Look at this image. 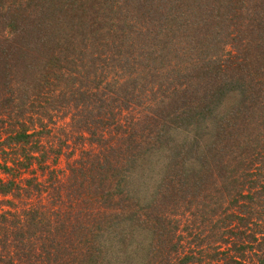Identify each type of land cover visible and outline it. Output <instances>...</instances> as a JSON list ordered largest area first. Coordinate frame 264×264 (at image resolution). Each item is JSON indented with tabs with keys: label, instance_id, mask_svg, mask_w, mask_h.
Here are the masks:
<instances>
[{
	"label": "trees",
	"instance_id": "1",
	"mask_svg": "<svg viewBox=\"0 0 264 264\" xmlns=\"http://www.w3.org/2000/svg\"><path fill=\"white\" fill-rule=\"evenodd\" d=\"M259 1L0 0V264H264Z\"/></svg>",
	"mask_w": 264,
	"mask_h": 264
},
{
	"label": "rangeland",
	"instance_id": "2",
	"mask_svg": "<svg viewBox=\"0 0 264 264\" xmlns=\"http://www.w3.org/2000/svg\"><path fill=\"white\" fill-rule=\"evenodd\" d=\"M184 1V0H183ZM246 1H248V0H246ZM253 1H255V0H250V2L251 3H253ZM262 0H260L259 2H261ZM255 29V28H254ZM256 30V29H255ZM251 37V36H250ZM252 37H256V35H254V36H252ZM259 37H261V35L259 36H257L256 38L258 39ZM231 38V37H230ZM262 39H264V36L263 37H261ZM226 41H228V42H224V44H222V46H221V49H218V55L220 54V57L222 58V57H227L228 55L230 56V57H232L233 56V54L236 52L235 51V49H233V47L231 46V44L229 43V40L228 39H226ZM257 41V40H256ZM257 42H259L260 43V39H258V41ZM254 49V47H249V48H247L246 49V51L249 53L251 50H253ZM255 50V49H254ZM216 50H211V52H212V55H216V53H217V51L215 52ZM214 57V56H213ZM263 62H264V59H263ZM229 100H231V99H227V102H225L224 103V105H222L221 107H220V109H226V107H227V105L229 104L228 103V101ZM57 118V121H56V124L55 125H57V126H59V125H65L66 123H67V121H68V118L67 117H64V118H59V116L58 117H56ZM54 125V124H53ZM50 134H52V133H50ZM62 138H63V134H62V136H61ZM53 138V136H51V139ZM180 140H182V144H183V142H184V138H183V136H182V134L180 133V135L179 136H177V138H176V142H178V141H180ZM52 144L53 145H55L54 143H56V139H52ZM46 144H47V146L49 145V142H46ZM63 149V152L62 153H60V154H58V155H56V159L54 160V161H52V156L49 158H47L46 159V161H45V163L46 164H50V166H54V167H56V168H58L60 171H57V173H58V175L60 176H62V175H66L67 173H68V171H66V166H67V164H68V162L69 161H71V159H74L75 157H78L79 156V151H80V149H81V146L77 143V142H75V141H73L72 140V138H70V139H68L67 141H66V143L64 144V147L62 148ZM53 155V154H52ZM50 156V155H49ZM154 157H156V159H154L153 160V162L150 164V167H152V169H153V171H144L145 173H146V177H145V179L140 183V185H139V189L142 191V194H144V197H145V195H149V192H150V189H151V185H152V183H153V181L155 180V179H157L158 177H159V174H155V172H161L160 171V166L162 165V161H163V158H162V156H161V158H157V155L156 156H154ZM162 159V160H161ZM3 159L1 158V153H0V161H2ZM264 163H261V162H259V161H256V162H254L253 163V165H252V167L249 169V171H255L254 172V174L256 173V172H258V170L259 169H257V168H261L262 167V165H263ZM52 166V167H53ZM33 167H35L34 165H33ZM29 169H32V168H29ZM34 169V168H33ZM63 170V171H62ZM261 172H263L264 171V168H263V170H260ZM42 172V171H41ZM56 172V171H55ZM6 173V172H5ZM14 173V172H13ZM43 174H41L40 173V170H38V171H36V175H37V179L39 180V181H41V180H43L44 178H45V174H46V170L45 171H43L42 172ZM18 174V173H17ZM17 174H15L14 176H12V174H10L11 176H12V180L13 181H18L19 179H20V177H26V176H31L32 175V173L28 170V171H20L19 172V175H17ZM254 174H253V176H254ZM1 175L3 176V178L4 179H6V178H8V177H10V175H7V174H4L3 172L1 173ZM252 176V177H253ZM62 177H64V176H62ZM20 185H22V183L20 182ZM129 188H130V186H128ZM141 191H139L140 193H141ZM244 191L246 192V189H244ZM131 197L130 198H128V200H127V203H128V206H130L131 207V209L132 210H135V209H137V207L138 206H140L141 205V199H139L138 197L136 198L135 196H136V193L134 192V190H132L130 193H128ZM7 198H10V196L9 195H7V196H0V211L2 210V209H4L6 206H5V200L7 199ZM14 203L16 204V206L18 207L20 204H21V200L20 199H18V198H16V199H14ZM133 203H135V204H133ZM15 206V207H16ZM255 207H256V209L257 210H259L260 209V207L259 206H256L255 205ZM182 210V207H180L179 208V211H181ZM177 217H179V219L181 218L180 216H177ZM176 217V218H177ZM125 227H126V222H124V224H123V226H122V228L124 229V232H125V234H124V240L126 241V229H125ZM120 228H121V226H120ZM120 228L118 227L117 229L118 230H120ZM129 237V239H130V236H128ZM185 237H187V240L191 237V236H185ZM129 242H131L132 244H133V241H131V239L130 240H128V238H127V241H126V243H121V242H118L117 241V243H115V245H113L114 247H112V253H113V257H112V264H120V256L121 255H119L118 257H116L115 258V250L117 249V248H119L120 250H122L121 252H122V254H125L126 253V261L124 262V263H122V264H139V262H138V257L137 256H134L133 255V253H131L129 250H130V246H129ZM138 251H140V250H138ZM109 255V254H108ZM124 256V255H123ZM122 257V256H121ZM137 257V258H136ZM109 258H111V257H107V259H109ZM115 258V259H114ZM204 258V257H203ZM142 259V258H141ZM205 259H203V261H204ZM203 263V262H202ZM214 264H215V262H213Z\"/></svg>",
	"mask_w": 264,
	"mask_h": 264
}]
</instances>
